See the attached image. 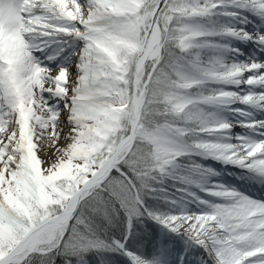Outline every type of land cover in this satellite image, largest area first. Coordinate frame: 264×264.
I'll return each instance as SVG.
<instances>
[{"label":"snow or ice","instance_id":"obj_1","mask_svg":"<svg viewBox=\"0 0 264 264\" xmlns=\"http://www.w3.org/2000/svg\"><path fill=\"white\" fill-rule=\"evenodd\" d=\"M0 264H264V0H0Z\"/></svg>","mask_w":264,"mask_h":264},{"label":"trees","instance_id":"obj_2","mask_svg":"<svg viewBox=\"0 0 264 264\" xmlns=\"http://www.w3.org/2000/svg\"><path fill=\"white\" fill-rule=\"evenodd\" d=\"M142 251H144L145 249H141Z\"/></svg>","mask_w":264,"mask_h":264}]
</instances>
